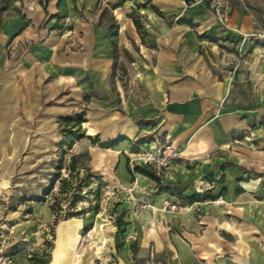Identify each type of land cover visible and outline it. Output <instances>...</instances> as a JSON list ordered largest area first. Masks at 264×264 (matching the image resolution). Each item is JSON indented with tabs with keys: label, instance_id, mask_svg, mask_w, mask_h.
<instances>
[{
	"label": "crops",
	"instance_id": "0c3cea01",
	"mask_svg": "<svg viewBox=\"0 0 264 264\" xmlns=\"http://www.w3.org/2000/svg\"><path fill=\"white\" fill-rule=\"evenodd\" d=\"M23 1L32 11L0 19V171L12 170L32 111L64 83L92 87L114 105L109 81L117 43L132 57L129 81L136 88L124 94L118 87L120 128L104 116L110 128L103 136L114 141L87 147L90 166L128 186V159L145 143L168 139L179 152L158 176L170 189L159 191L151 178L155 192H136L153 208L133 212L129 201L120 203L126 214L120 249L108 242L77 264H264V39L245 41L246 65L229 71L224 64L239 32L264 31V0H232L227 27L207 0H125L113 8L117 0ZM99 3L110 8L109 19ZM134 8L143 34L129 14ZM67 38L83 41L69 59ZM155 131L159 136L147 140ZM137 175V183L139 176L149 183L148 175ZM196 193L206 197L189 200ZM166 194L183 201V209H159ZM4 256L5 264L20 259Z\"/></svg>",
	"mask_w": 264,
	"mask_h": 264
},
{
	"label": "rangeland",
	"instance_id": "374dc122",
	"mask_svg": "<svg viewBox=\"0 0 264 264\" xmlns=\"http://www.w3.org/2000/svg\"><path fill=\"white\" fill-rule=\"evenodd\" d=\"M95 7L100 8V12L105 8L103 19H109L111 10L108 6L99 3L95 4ZM30 11H32L31 5L23 0H0V19L6 13L25 14ZM129 14L139 16V11L134 8ZM78 42L79 44L67 38L65 48L68 59L69 53L82 51L83 41L79 39ZM117 44L115 74L109 81L110 98L114 104L111 108L105 105L106 96L102 92L94 91L92 87L84 88L83 85L74 86L64 83L62 91H57L56 95L41 100L30 116V129L20 133L19 144L23 148L16 156L12 170L8 173L0 171V264L7 263L6 256L3 255L10 254L20 255V259L12 262L15 264H23L22 260L33 264L36 258L43 259L45 264H49L52 256H54L52 264H69L73 256H75L73 264H77L80 255L91 257L100 254L107 249L108 242L111 244L113 242L117 251L124 240L125 226L117 228L116 225L117 215L122 210L120 203L129 201L133 212L154 207L153 202L141 198L136 193L137 190L155 192V182L150 178L149 183H146L139 176L142 181L137 183L138 172L134 171L133 167L138 164L133 161V156L128 159V171L131 175L128 186H124L116 177H102L99 180L91 178L88 184L82 186L79 197L73 205L68 203L66 197L61 198V213L58 218H55L49 206L58 191V181L43 200L32 199L41 194L49 179L54 177L55 164L60 156L63 162L60 175L66 176L69 173L66 166L71 151L76 153L90 146H99L87 137L75 141L71 148H68L67 140L58 145L61 140L60 117L84 110L85 119L92 127L88 128V124H85L87 127L84 128L85 134L94 137L95 130H98L100 141L110 140L103 136L110 128L104 123V116L111 114L112 119L116 120L112 128H120L119 113H124V110L120 108L118 100L122 99V95L117 89L122 88L124 94L131 93L130 90H134L136 85L135 80L129 81L132 76L134 77V69L130 62L132 57L123 45ZM257 119L261 121L262 117ZM154 133L157 136L160 134L157 131L146 134L147 140L153 138ZM140 136L143 135H139L136 140H139ZM166 171L167 169L162 170L158 174L152 172L161 176ZM172 188L173 191H177L176 187ZM97 190L98 194H95ZM164 199L175 203L177 210L169 206L164 208ZM164 199L158 206L161 210L178 211L181 210L178 207L185 205L180 199L174 197L172 199L167 194ZM28 206L31 208L29 212L26 211ZM67 211H71L72 216L67 217L65 215ZM125 215L122 217L124 222H126Z\"/></svg>",
	"mask_w": 264,
	"mask_h": 264
},
{
	"label": "trees",
	"instance_id": "16d2710c",
	"mask_svg": "<svg viewBox=\"0 0 264 264\" xmlns=\"http://www.w3.org/2000/svg\"><path fill=\"white\" fill-rule=\"evenodd\" d=\"M124 1L125 0H117L116 3L111 5V7L113 8L118 5H121ZM136 4L138 5L139 2H137ZM155 10L158 11L156 8ZM131 16L136 28L140 33L143 34L144 30L140 20L138 19V17H136L133 14ZM108 23L111 34L116 35L117 24L111 20H109ZM113 46L115 48L116 44L114 43ZM115 60H116V53H115ZM84 115H85L84 110H79L71 113L70 115L62 116L59 118V124H60L59 133L61 134V140L58 142V145H60L63 141L67 140L68 148H71L72 144L75 141H78L84 137L89 138L93 143H97L99 146H103V147L108 146L112 141H114V140L100 141L98 139V134H95L94 137L91 136L90 134H85V130L82 127V122L86 120ZM90 159L91 156L88 151V148H85L84 150L76 153L71 151L70 159L68 165L66 166L69 173L68 175L63 176L60 175V169L62 168L63 165L62 156H60L57 163L55 164L56 173L54 177L49 179L48 184L42 190L41 194L35 196L32 199L43 200L44 197H46V195L51 192L55 182L58 181L59 183L58 191L57 193L54 194V199L49 204L51 210L54 212L55 218H58L59 213H61V207H60L61 198L66 197L68 203L70 205H73L74 202L78 199L79 192L81 191L83 185L88 184L91 178H97L98 180L102 178V174L98 170H93L92 167L90 166L89 164ZM133 170L136 172L146 174L150 178L155 180L157 189L159 191L170 189L168 185H165L163 184V182L160 181L159 177L154 172L148 171L139 165H134ZM80 171H82L81 174ZM95 194H98V190L95 192ZM178 195L182 197L180 194ZM201 197H206V196H204L203 194L196 193L191 198H189V200L199 199ZM26 211L28 212L31 211L30 206H28V209ZM124 213H125L124 210H121L117 215V221H116L117 228H120L121 226L125 225V222L122 220ZM65 215L67 217L72 216V212L67 211ZM53 259L54 256H52L51 262L49 264L53 263ZM33 264H45V261L43 259L36 258Z\"/></svg>",
	"mask_w": 264,
	"mask_h": 264
},
{
	"label": "built area",
	"instance_id": "2783aa9c",
	"mask_svg": "<svg viewBox=\"0 0 264 264\" xmlns=\"http://www.w3.org/2000/svg\"><path fill=\"white\" fill-rule=\"evenodd\" d=\"M207 3L216 21L220 25L227 27L232 9V0H207ZM239 33L240 36L234 48L228 51L224 57V64L229 71H235L249 62L244 49V43L247 39H264V31ZM145 144L144 148H140L133 154L132 159L136 164L143 165L157 174L162 170L168 169L173 160L179 156V152L171 140L155 138L153 142L149 141ZM163 206L164 208L169 206L173 210H177L176 204L168 199L163 200ZM178 208L182 209L183 207L180 206Z\"/></svg>",
	"mask_w": 264,
	"mask_h": 264
}]
</instances>
